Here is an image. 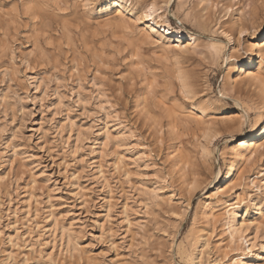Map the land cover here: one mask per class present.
I'll use <instances>...</instances> for the list:
<instances>
[{
    "label": "rangeland",
    "instance_id": "obj_1",
    "mask_svg": "<svg viewBox=\"0 0 264 264\" xmlns=\"http://www.w3.org/2000/svg\"><path fill=\"white\" fill-rule=\"evenodd\" d=\"M114 1L0 0V264H264V155L237 151L264 125V0ZM149 5L196 46L147 38ZM249 60L262 86L234 81Z\"/></svg>",
    "mask_w": 264,
    "mask_h": 264
},
{
    "label": "bare ground",
    "instance_id": "obj_2",
    "mask_svg": "<svg viewBox=\"0 0 264 264\" xmlns=\"http://www.w3.org/2000/svg\"><path fill=\"white\" fill-rule=\"evenodd\" d=\"M122 3H123V0L114 1L113 5L116 7L113 13L114 18L117 17L121 19V17L123 18V15L126 11H128L129 13L133 12L131 8L129 9L128 6L124 5L125 3L124 4ZM160 12H161L160 9L154 5H149L145 8L143 12V17H142V21L145 24H144V28H142L143 29L142 31L146 35V37L154 38L155 41L159 43H163L165 41V44H167V46H171L172 43H177V47L182 51H188L190 48L191 49L194 48V46H196V37L193 36L192 34L183 33L180 30H176L172 28L166 20L162 19V16H160L161 14ZM110 17L113 18L112 16ZM262 31H263L262 32L263 37L256 44L257 49H258L257 57L260 59V61H263L264 59V29ZM212 45H213L214 51L219 53L221 50V44H218V45L212 44ZM253 63L254 62L252 60H249L246 65H243L242 67H240L238 69V74L236 75L234 81H252L253 80V81H256L260 86H262L263 84L260 78L261 68H259L258 66L255 68ZM179 78L181 79L183 87L190 90L189 84L186 83V81L183 80L181 76ZM189 92L190 91H188L187 93ZM223 119L225 118L223 117ZM253 132H255V128L252 129V132H250V135L247 137V139L240 141L237 146V151L239 152L238 155L242 159H244V161H251V160L256 161L259 156L264 155V127L260 129L259 131H256L255 134H253ZM121 136L123 137V134H121ZM212 136L213 135H211V137ZM208 153L210 152H206V154ZM232 163L227 168L225 178L223 182H221L222 184L218 186L212 194L214 198L216 199V201L221 202L220 198L226 196L228 192H230L233 189V186L236 181V172H235L236 168L234 167ZM236 208H237L236 203H230V201L229 202L224 201L219 205L210 206L207 210V217L208 219H210V222H212L213 225L216 223L218 224L219 217H222L224 221L223 226H224L225 232L227 233V236H229L230 240L232 241L235 238H237L242 241L243 236L241 235L242 234L241 228L244 225L246 226L247 225L246 223H249V222L248 221L244 222V220L240 224L237 222L238 214L236 212ZM67 242L71 243L69 236H67ZM193 259H195V257ZM193 259H191V262ZM233 264H254V263H248L246 261H243L242 258L237 257V259L233 261Z\"/></svg>",
    "mask_w": 264,
    "mask_h": 264
},
{
    "label": "snow or ice",
    "instance_id": "obj_3",
    "mask_svg": "<svg viewBox=\"0 0 264 264\" xmlns=\"http://www.w3.org/2000/svg\"><path fill=\"white\" fill-rule=\"evenodd\" d=\"M262 127H264V125H262Z\"/></svg>",
    "mask_w": 264,
    "mask_h": 264
}]
</instances>
